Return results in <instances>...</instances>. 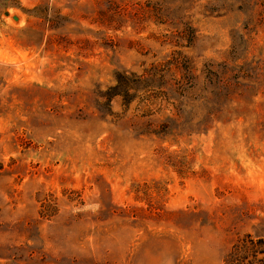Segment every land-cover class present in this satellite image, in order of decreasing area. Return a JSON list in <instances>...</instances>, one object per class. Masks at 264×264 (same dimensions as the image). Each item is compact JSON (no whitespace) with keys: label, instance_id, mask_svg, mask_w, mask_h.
<instances>
[{"label":"rangeland","instance_id":"rangeland-1","mask_svg":"<svg viewBox=\"0 0 264 264\" xmlns=\"http://www.w3.org/2000/svg\"><path fill=\"white\" fill-rule=\"evenodd\" d=\"M246 235L264 0H0V264H223Z\"/></svg>","mask_w":264,"mask_h":264},{"label":"trees","instance_id":"trees-1","mask_svg":"<svg viewBox=\"0 0 264 264\" xmlns=\"http://www.w3.org/2000/svg\"><path fill=\"white\" fill-rule=\"evenodd\" d=\"M117 81L119 86L124 87L118 95L122 97L124 104H130L132 101L130 81L122 76H119ZM44 211L43 206L40 210V216L43 219H49L55 215L53 211ZM223 264H264V239L246 235L237 241L224 255Z\"/></svg>","mask_w":264,"mask_h":264}]
</instances>
